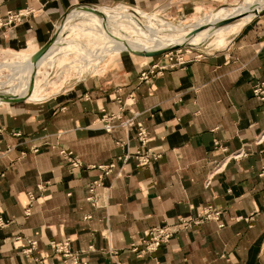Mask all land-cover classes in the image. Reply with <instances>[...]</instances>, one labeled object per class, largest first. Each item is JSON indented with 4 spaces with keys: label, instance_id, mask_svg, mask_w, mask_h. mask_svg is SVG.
<instances>
[{
    "label": "crops",
    "instance_id": "1",
    "mask_svg": "<svg viewBox=\"0 0 264 264\" xmlns=\"http://www.w3.org/2000/svg\"><path fill=\"white\" fill-rule=\"evenodd\" d=\"M226 2L237 0H0V52L37 51L84 5L179 19ZM9 10L31 12L2 24ZM197 50L149 80L142 71L166 55L105 54L44 97L0 101V264H67L52 246L67 237L88 264H264V138L256 141L264 102L253 93L264 79V13L225 46L193 59ZM119 110L141 113L159 158L123 159L140 146L136 127L107 131L101 120ZM64 148L83 165L71 171ZM241 148L248 154L230 156ZM110 163L109 174L98 167ZM99 178L95 205L87 196ZM208 204L221 209L224 227L206 221L156 251L132 250L149 228ZM30 240L37 244L26 253Z\"/></svg>",
    "mask_w": 264,
    "mask_h": 264
},
{
    "label": "bare ground",
    "instance_id": "2",
    "mask_svg": "<svg viewBox=\"0 0 264 264\" xmlns=\"http://www.w3.org/2000/svg\"><path fill=\"white\" fill-rule=\"evenodd\" d=\"M259 6L257 0L254 2L252 1L250 5L245 7V11L256 12V9L259 10ZM108 11L106 15L110 19L117 20L119 17H122L121 20H118V22L114 24L113 27L115 31H110L108 29L107 19H102L97 12L85 8H75L71 10L65 19L66 21L63 24L61 32L65 30L64 27L67 26V23H70L71 19L82 18L80 20L82 24L80 29L87 33L89 39L91 37V39L94 40V46L88 45V43L76 35L70 37L66 35L62 40H55L50 49L37 64H34L31 60L34 51H36L34 49V51L32 50L33 52L25 49L3 50L2 53L6 61L0 62V65H6L9 72L7 71V74L4 73L7 78L0 81V93L21 95L28 99L38 98L40 95L45 94L47 74L53 64H55V61L60 58V56L56 57L58 54L68 55L70 53H76L79 54L82 60L90 64L98 62L101 57L105 56L106 52H114L115 54L123 50H128L129 47L154 50L180 45L182 43H190V40H188L190 32L183 33L184 35L180 36L178 33L182 28L177 27V25L170 21L163 20L160 22V26H154L151 22H149V24L142 23L140 19L131 12L113 8ZM141 14L147 15L150 18V15L147 13L141 12ZM242 14L243 13H240L238 15ZM235 16H237L236 13L231 12L225 19L224 17L217 18V22L219 23L220 21ZM247 22L248 20L235 21L212 29L211 32L215 34L214 41L217 42V45L225 44L228 35L239 32ZM76 23L77 22H73L70 23V25ZM160 29H170V33L161 34ZM158 34H161V37L158 36ZM131 35H136V37L133 39ZM178 37L183 38V40L180 39V42H172V40H177L176 38ZM198 39H200V35H198V37H193L191 39L193 41L191 42ZM7 84L9 87H6ZM1 100L2 98L0 97V101Z\"/></svg>",
    "mask_w": 264,
    "mask_h": 264
},
{
    "label": "built area",
    "instance_id": "3",
    "mask_svg": "<svg viewBox=\"0 0 264 264\" xmlns=\"http://www.w3.org/2000/svg\"><path fill=\"white\" fill-rule=\"evenodd\" d=\"M30 12V10H9L7 16L2 19V24L10 25L16 22H20ZM139 14L141 13L139 12ZM193 49L195 48H185V50L180 48L164 53V55H166L168 59V62H156L148 69L142 71L140 78L142 80H149L152 78V76L156 74H162L169 68L186 64L189 61L187 55L192 53ZM197 51L198 52L194 55L193 59L205 57L210 53L209 51H205L202 48L198 49ZM117 90L121 91L122 88L118 87ZM253 93L262 102H264V79H256L254 81ZM118 102L122 103V105L126 104L122 101L121 98H118ZM140 114V112L136 111L133 113V115L125 117L121 110L117 112L106 111L104 112L101 120L103 123L102 126L107 131H112L116 126H123L126 128L136 127L140 146L132 153L127 152L123 156V159L134 156L137 159L139 165H148L153 159L159 158L161 154L153 151L152 148L147 146L150 140V134L144 123L138 119ZM263 138L264 133L260 134L256 141L261 142ZM118 143L124 144L125 141L121 140L118 141ZM60 151L68 158L71 171H75L76 168L83 165L81 158L74 154L72 150L64 148ZM247 154L248 152L244 148H241L238 151L232 153L230 156L234 158H240ZM114 166L115 163H110L108 165H98V167L102 169L104 174H109L113 170ZM260 174L264 176V168L261 170ZM102 185V178L94 180L89 184V193L87 199L95 205L99 204L98 189ZM30 197L34 198V194L32 192H30ZM206 221H216L220 227L225 226V222L222 220L221 209L212 204L204 205L199 211H197L196 214L183 215L178 217L175 223H164L149 228L147 231H145L139 242L132 243V250L139 253H150L156 251L162 244L169 242L172 237H174L175 234H177L179 231L191 229ZM4 223L5 222L0 217V225H3ZM30 244V247L24 249L26 253L32 251V249L36 247L37 241L30 240ZM52 246L56 252L61 253L64 261L67 264H88V261L86 259H81L79 251H75L72 249L70 237H67L61 241H52Z\"/></svg>",
    "mask_w": 264,
    "mask_h": 264
},
{
    "label": "rangeland",
    "instance_id": "4",
    "mask_svg": "<svg viewBox=\"0 0 264 264\" xmlns=\"http://www.w3.org/2000/svg\"><path fill=\"white\" fill-rule=\"evenodd\" d=\"M252 1L254 2L255 0H237V2H235V3L226 2L222 5H220L219 7H217L216 9H213L210 11H200L198 13H193V14L187 15V16H185L183 18H179V19L166 18L165 16L160 15V14H156V13H147L148 15H150V18L147 15L140 14V15H138V18L140 19V21L142 23L149 24V22H151L154 26H160V22H162L163 20L170 21V22L174 23L175 25H177V27L182 28V30L178 33V34H180V36L184 35L183 33L190 32V36L188 37V40H190V43H182L179 46H177L178 49L182 48L183 50H185V48H190V46H194V45H198L202 49H205V48L208 49L210 47L220 48V47L225 46L228 43V41L233 37V35L235 33L228 35L227 41L225 44L217 45V42L214 41L215 34L212 33L211 30L214 28H217L220 25L230 23V22H226V23L218 25L217 18L224 17V19H225V17L229 16L231 14V12H235L236 15H238L240 13H243V14L240 18H238L234 21H231V22L250 20L255 15V12L245 11V7L250 5L252 3ZM257 1L260 5L259 6V10H260L264 7V0H257ZM98 8L102 9L105 12L104 15L99 14V13L98 14L101 16L102 19H107L108 29L110 31H112V30L115 31L113 26H114V24H116L118 22V20H121L122 17H119L117 20L110 19L106 15V13L109 12L108 10H111L113 8V9H120V10H123L125 12H132L128 9H124L121 7L116 8L115 5L104 7L105 9L103 7H98ZM66 14H65V16L61 22L62 25L60 24L61 29L63 27V24L66 21L65 20L67 18ZM81 19L82 18L71 19L70 23H73V22H77V23L74 25H70V23H67V26L64 27L65 30L63 32H61V30H60V33L57 36L56 40L57 39L62 40L65 38L66 35H68L69 37L76 35V36L82 38L86 43H88V45L94 46L95 45V43L93 42L94 40L91 39V37L89 39V36L87 35V33L84 32V30L80 29L81 28L80 26L82 25L80 23ZM169 30L170 29H160V32H161V34H168V33H170ZM161 34H158V36H160ZM198 35H200V39L194 40V42H191V41H193L191 39L193 37H196V36L198 37ZM135 37H136V35H131V38L134 39ZM176 39L177 40H172V42H180V39L183 40V38H181V37H178ZM61 42H63V41H61ZM195 49H197V48H195ZM195 49H193V50H195ZM123 51H128V50H123ZM106 54H108V56H110L112 54L114 55V52H106ZM115 55H116V53H115ZM58 56H60V58L57 59V61H55V64H53L52 68L50 69L49 73L47 74L46 82H48V83H46V85H45L46 93L43 95H40L39 98L44 97V95H48V94L52 93L56 89V87L59 86V83H61L62 81L65 80V78L72 77L75 74V69H77L78 67H79L78 71L82 72L92 65L91 63L90 64L86 63V61L82 60L80 58L79 54H76V53H70L68 55H59V54L56 55V57H58ZM4 61H6V59L3 55V53L0 52V62H4ZM83 64H85V65H83ZM81 66H82L83 70L80 69ZM7 71L9 72V70H7L6 65H0V76H1L0 81L3 80L4 78H7L5 75L8 73ZM52 81H53V83H52ZM6 87H9V85L7 84ZM26 99H28V98H26ZM30 99H35V98H30Z\"/></svg>",
    "mask_w": 264,
    "mask_h": 264
},
{
    "label": "water",
    "instance_id": "5",
    "mask_svg": "<svg viewBox=\"0 0 264 264\" xmlns=\"http://www.w3.org/2000/svg\"><path fill=\"white\" fill-rule=\"evenodd\" d=\"M81 8H85V9L91 10L93 12H97L99 14H102V15L105 14V12L102 9H100L98 7H95V6L84 5ZM68 13H69V11L67 12L66 17L68 15ZM131 13H133V15L136 16V17H138V15H140L139 12H137V11H133ZM263 13H264V7L262 9H260V10L256 9L255 15H261ZM64 16H63V18H64ZM241 16L242 15H237V16L231 17V18H229L227 20L220 21L218 23V25L226 23V22L234 21V20L240 18ZM63 18H62V20H63ZM62 20L57 25V28H56L54 34L52 35V37L40 49H38L37 51H35L33 53L32 57H31V60H32V62L34 64H37V62L46 54V52L50 49L52 44L55 42V40H56L57 36L59 35L60 30H61V25H62L61 22H62ZM177 46H179V45L170 46V47H164V48H159V49H154V50L129 47L128 51H130L132 53H135V54H138V55H143V56H157V55H162V54H164L166 52H169L171 50L178 49ZM190 48H198V49H200V46L194 45V46H190ZM0 97L2 98V101H21V100L26 99V97H24V96L16 95V94H9V93H0Z\"/></svg>",
    "mask_w": 264,
    "mask_h": 264
}]
</instances>
